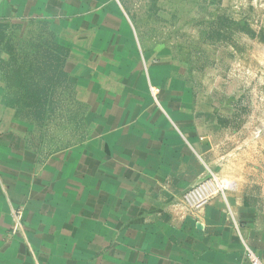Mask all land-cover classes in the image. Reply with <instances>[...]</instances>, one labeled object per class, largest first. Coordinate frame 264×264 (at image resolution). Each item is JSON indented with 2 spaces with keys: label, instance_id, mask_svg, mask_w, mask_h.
Returning a JSON list of instances; mask_svg holds the SVG:
<instances>
[{
  "label": "crops",
  "instance_id": "0c3cea01",
  "mask_svg": "<svg viewBox=\"0 0 264 264\" xmlns=\"http://www.w3.org/2000/svg\"><path fill=\"white\" fill-rule=\"evenodd\" d=\"M0 28V264H264V179L212 181L179 57L121 0H0Z\"/></svg>",
  "mask_w": 264,
  "mask_h": 264
},
{
  "label": "rangeland",
  "instance_id": "374dc122",
  "mask_svg": "<svg viewBox=\"0 0 264 264\" xmlns=\"http://www.w3.org/2000/svg\"><path fill=\"white\" fill-rule=\"evenodd\" d=\"M121 2L139 40L179 57L212 139V181L264 179V0Z\"/></svg>",
  "mask_w": 264,
  "mask_h": 264
},
{
  "label": "built area",
  "instance_id": "2783aa9c",
  "mask_svg": "<svg viewBox=\"0 0 264 264\" xmlns=\"http://www.w3.org/2000/svg\"><path fill=\"white\" fill-rule=\"evenodd\" d=\"M150 91H151V95L153 96L154 100L158 101L157 99L159 95V89L155 87H151ZM14 217H15V225L13 229V234H17L19 229L22 226L23 212L16 211ZM246 255L251 264H261L255 252L249 247H246Z\"/></svg>",
  "mask_w": 264,
  "mask_h": 264
}]
</instances>
